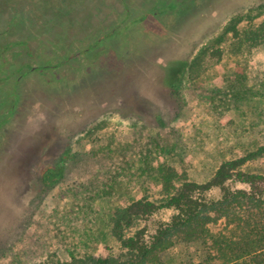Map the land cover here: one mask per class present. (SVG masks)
I'll return each instance as SVG.
<instances>
[{
    "label": "rangeland",
    "instance_id": "1",
    "mask_svg": "<svg viewBox=\"0 0 264 264\" xmlns=\"http://www.w3.org/2000/svg\"><path fill=\"white\" fill-rule=\"evenodd\" d=\"M262 148L264 0H0V264L105 253L113 211L154 189L137 178L148 163L204 182ZM248 167L264 172V154ZM173 214L139 227L148 237Z\"/></svg>",
    "mask_w": 264,
    "mask_h": 264
},
{
    "label": "trees",
    "instance_id": "2",
    "mask_svg": "<svg viewBox=\"0 0 264 264\" xmlns=\"http://www.w3.org/2000/svg\"><path fill=\"white\" fill-rule=\"evenodd\" d=\"M172 149L166 152L172 154ZM263 154L264 148L228 158L204 182L190 178L184 168L179 174L175 165L158 161L154 173L146 174L148 163L137 178L144 186L152 180L154 189L147 188L130 202L125 200L112 213L110 227L117 247L107 243L108 251L102 254L68 248L65 257L54 252L40 264H169L161 253L183 242L200 247L198 261L186 264H264V172L248 167ZM63 173V166L51 167L43 181L52 184ZM233 183L248 185L249 190L232 188ZM213 188L222 194L208 199L205 194ZM89 201L90 197L79 206L78 214L88 211ZM162 208L174 209L171 220L147 237L148 230L139 227L140 221Z\"/></svg>",
    "mask_w": 264,
    "mask_h": 264
}]
</instances>
